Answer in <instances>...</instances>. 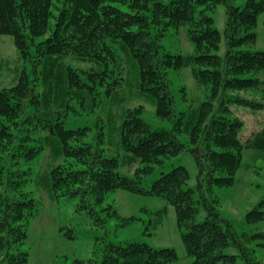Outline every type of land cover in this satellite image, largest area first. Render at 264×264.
Returning <instances> with one entry per match:
<instances>
[{"label": "trees", "instance_id": "trees-1", "mask_svg": "<svg viewBox=\"0 0 264 264\" xmlns=\"http://www.w3.org/2000/svg\"><path fill=\"white\" fill-rule=\"evenodd\" d=\"M220 2L226 6L223 56L215 52L221 33L209 13ZM262 11L264 0H245L241 5L231 0H0V35L13 37L24 62L16 82L0 90V141H11L20 132L10 124L17 123L22 114L19 109L29 99L36 104V119L42 124L51 152L69 160L52 167L44 179L52 196L60 191L62 196H79L78 208L91 209L118 189L158 195L174 207L191 264H259L248 244L264 245L257 241L264 239V229H256L264 222V199L245 213L248 230L238 232L234 220L221 214L215 189L235 185L243 150L264 149V123L243 135L245 121L237 114L246 109L251 113L264 110V101L236 93L264 91V50L250 49ZM181 26L186 28L194 52L163 53L158 38L168 28ZM122 50L135 60L140 92L153 101L156 116L170 123L168 128H152L141 106L125 112L119 126L120 143L141 165L132 176L119 170L117 156L101 154L93 141L83 142L90 127L67 126V111L62 110L77 109L68 103V95L79 101V107L91 105L86 110L93 109L100 93L95 91L98 85L118 86V80L107 79L114 70L106 66L115 62ZM68 57L98 60L105 68L100 72L80 71L64 63ZM28 61L30 71L24 66ZM187 65L205 86L203 99L191 101L177 93L179 88L168 80L170 70ZM39 82L48 89L35 92ZM175 95L186 101L184 109L177 108ZM30 142L24 139L14 145L25 160L39 151ZM185 150L195 153V186L187 185L189 173L180 164L162 172L150 187L141 185L155 165ZM5 171L8 173L6 161L0 155V264H28V253L19 245L27 237L24 218L32 200L24 198V193L9 199L5 187L1 189ZM85 176V186L81 187ZM73 184H77L75 188ZM6 186L10 189L11 184ZM108 209L103 207V211ZM201 211L205 216L197 221ZM130 219L135 222L139 216ZM96 221L101 224L103 219ZM231 245L236 253L225 251ZM178 259L173 247H155L146 241H107L99 264H167ZM88 261L75 259L73 264Z\"/></svg>", "mask_w": 264, "mask_h": 264}, {"label": "rangeland", "instance_id": "rangeland-1", "mask_svg": "<svg viewBox=\"0 0 264 264\" xmlns=\"http://www.w3.org/2000/svg\"><path fill=\"white\" fill-rule=\"evenodd\" d=\"M231 1L235 5H241L245 0ZM209 13L213 16L214 24L221 33L219 48L215 52L223 56L225 54L226 6L220 2ZM255 33V42L250 44V49L264 50V11L257 16ZM158 41L163 53L169 51L191 54L194 52L193 44L184 26L177 30L168 28L164 35L158 38ZM244 47L246 46H242V48ZM119 54L120 56L115 62L110 61L106 66L107 69L114 70L107 76V79L118 80V86H109L108 83L98 85L95 91L99 89L100 93L97 94V102L93 109L86 110L91 105L79 107V101L72 95H68V103L75 105L78 110L76 109L77 112L66 108L62 110L67 111L65 112L67 126L87 125L90 127L87 135L82 139L83 142L93 141L92 143L100 150L101 154L117 156L121 161L119 170L132 176L134 170L141 165L129 157L130 154L128 155L124 151L120 143L119 126L125 112L141 106L144 118L152 128H168L170 123L156 116L153 101L149 96L140 92L135 60H132L124 50L119 51ZM63 61L80 71L100 72L102 68H105V65L98 60L68 57ZM23 63L13 42V37L1 34L0 90L10 87L16 82ZM24 66L27 71H30L29 61ZM167 75L173 87L179 88L177 93L187 95L191 101L204 98L205 86L195 79L191 65L184 66L180 70H170ZM45 85L39 82L36 90L34 89L35 92L46 91L48 88ZM236 93L240 96L264 101V91L256 93L252 90H239ZM179 95H175L177 108L184 109L186 101L181 100ZM33 103L29 99L24 101L19 109L22 114L17 120L18 124L15 121L10 124L11 128L17 129V132L20 129L19 135L16 134L11 141H0L3 145H0V155L4 156L6 170H8V173L5 171L1 189L5 187L10 200L22 197L24 194L26 195L24 198L32 200L31 209L26 211V218H24L27 220V237L24 243L19 245L22 251L28 253V264H73L75 259L89 260V264H99L107 241L122 243L146 241L155 247H173L179 255V259L167 264H191V259L186 255L181 241L174 207L158 195L138 194L118 189L107 193L103 203L91 205V209L78 208L81 201L79 196H62L63 191L57 193L55 197L52 196V191L48 189L44 179L52 167L61 162L67 163L69 160L59 153L53 154L48 143L44 141L46 133L40 127L41 122L36 119V104ZM50 106L52 105L50 104ZM246 110L237 113L245 121L243 135L256 131L264 123V110L257 111V113ZM26 117L30 118V121H27ZM23 118L26 119L23 120ZM100 132L101 135H99ZM24 139L31 140L30 144L39 149L32 159L25 160L19 156L21 153L14 149V145ZM65 159L67 160L65 161ZM72 160L74 161V159ZM179 164L184 165L189 173L187 185L195 186L198 165L195 153L189 150L166 158L162 164L155 165L152 173L145 177L141 185L146 188L150 187L162 172H167ZM86 179L85 176L81 187L85 186ZM7 183L11 184L10 189L7 188ZM76 185L71 186L75 188ZM215 195L221 214L234 220L235 229L238 232L248 230L245 213L257 201L264 199V149L243 150L241 166L236 172L235 185L216 188ZM105 206H109L107 211H103ZM163 209L165 212L162 211ZM109 212L111 215H108ZM133 215L139 216L135 222L130 219ZM204 216V211H201L197 216V221H201ZM98 218L103 219L101 224L97 223ZM256 229L263 230L264 222L261 221ZM259 238L257 241L264 243V239ZM254 243L250 241L248 248L254 253V256L259 258V264H264V245L258 246ZM235 249L231 245L225 251L236 253ZM109 251L106 252L109 253Z\"/></svg>", "mask_w": 264, "mask_h": 264}, {"label": "crops", "instance_id": "crops-1", "mask_svg": "<svg viewBox=\"0 0 264 264\" xmlns=\"http://www.w3.org/2000/svg\"><path fill=\"white\" fill-rule=\"evenodd\" d=\"M187 264H189V263H187Z\"/></svg>", "mask_w": 264, "mask_h": 264}]
</instances>
